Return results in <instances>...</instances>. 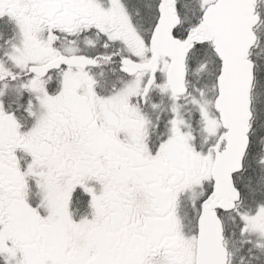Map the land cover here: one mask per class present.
Wrapping results in <instances>:
<instances>
[{"label":"snow or ice","instance_id":"obj_1","mask_svg":"<svg viewBox=\"0 0 264 264\" xmlns=\"http://www.w3.org/2000/svg\"><path fill=\"white\" fill-rule=\"evenodd\" d=\"M0 264H264V0H0Z\"/></svg>","mask_w":264,"mask_h":264}]
</instances>
